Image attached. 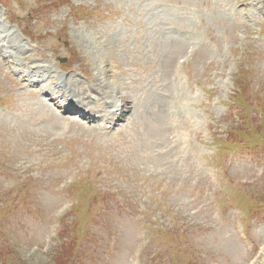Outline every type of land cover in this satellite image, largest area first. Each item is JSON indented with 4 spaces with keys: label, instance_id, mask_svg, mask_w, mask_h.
Listing matches in <instances>:
<instances>
[{
    "label": "rangeland",
    "instance_id": "obj_1",
    "mask_svg": "<svg viewBox=\"0 0 264 264\" xmlns=\"http://www.w3.org/2000/svg\"><path fill=\"white\" fill-rule=\"evenodd\" d=\"M0 56V264H264V0H0Z\"/></svg>",
    "mask_w": 264,
    "mask_h": 264
},
{
    "label": "bare ground",
    "instance_id": "obj_2",
    "mask_svg": "<svg viewBox=\"0 0 264 264\" xmlns=\"http://www.w3.org/2000/svg\"><path fill=\"white\" fill-rule=\"evenodd\" d=\"M176 38H179V37H176ZM10 40H13L12 37H11V35H10ZM184 40H186V39H184ZM12 46H13V48L15 50L16 55H20V53L18 52V49L15 48L14 41L12 42ZM10 68H12V67H10ZM37 76L38 77L40 76L39 73H36L35 77H33L34 78V81L32 80L33 81L32 83H36L35 81H37ZM38 80H40V78H38ZM115 86L117 87L116 90H118L119 88H121V89L122 88H125V86H123L121 83L120 84H117V85H114V87ZM98 89H99V85H98ZM71 93H72V91H71ZM88 93H90V92H88ZM93 93H96V91L93 90ZM82 94H83V91H81L80 94L77 95L78 96L77 99L72 98V97H71V99L64 98L65 99V104H66L65 112L68 113V111H71V110L78 111L80 113L81 120H85V121L91 123L94 126L93 127L94 130L96 132H98V133L109 132V131H104L105 124L110 125L109 123H111V124H113V127L115 128L117 126V123H120L121 121H123L124 119H126L125 118L126 115L129 114L128 111H127L128 109H127L126 103L122 106V109L120 108L118 110V111L121 110L120 113L118 111H115V112L113 111L110 114V112H111V111H109L110 110V105H109L110 102H108L105 99V97L103 95H101L100 93H98L99 99L96 101V105L98 107V110L93 109V108H89V109L88 108H84L83 106H85L86 104H89V100H88L89 97L87 96V93L85 91H84L83 96H82ZM83 98H85V99H83ZM84 100H85V102H84ZM156 100H159V99L156 97ZM127 105H128V103H127ZM177 106L178 105L176 103H172V105L170 106V110H167L168 115L170 117V125H171V127H172V125L175 127V131H177V123H178V121H175L174 120L175 117L173 115H174V112L178 108ZM106 107L109 108V109H107ZM130 109H131V107H130ZM84 110L85 111H91V113L85 112ZM113 110H115V109H113ZM70 113L71 112H69L68 114H70Z\"/></svg>",
    "mask_w": 264,
    "mask_h": 264
}]
</instances>
